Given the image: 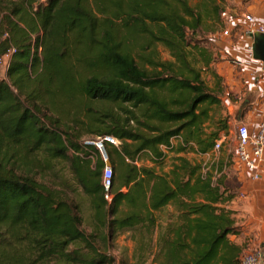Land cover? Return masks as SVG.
<instances>
[{"label":"trees","instance_id":"trees-1","mask_svg":"<svg viewBox=\"0 0 264 264\" xmlns=\"http://www.w3.org/2000/svg\"><path fill=\"white\" fill-rule=\"evenodd\" d=\"M226 3L0 0V264H115L124 233L134 264H242L223 164L181 155L210 154L230 129L211 46ZM104 136L120 141L106 146L110 203L88 144Z\"/></svg>","mask_w":264,"mask_h":264},{"label":"crops","instance_id":"crops-1","mask_svg":"<svg viewBox=\"0 0 264 264\" xmlns=\"http://www.w3.org/2000/svg\"><path fill=\"white\" fill-rule=\"evenodd\" d=\"M250 13L255 19V25H250L245 19L241 20L240 28L230 35L231 40L227 41L224 46L226 53L232 55L235 63L233 66L228 65L225 71L218 72L226 80L227 87L231 89V91L228 89L223 103L224 100L228 101L227 109L229 115L233 117L234 128L239 123L235 121L232 109H236L247 96L256 97L254 104L244 111L240 122L254 130L263 119V117L260 119L258 125L250 124L252 108L264 100V61L255 58L253 51L254 46L258 51L263 48L257 45V36L261 34L256 30L258 27L264 28V0H259L256 5L252 6ZM229 132L232 133V129ZM181 155L185 156V154ZM207 155L210 154L204 156ZM235 170L236 173L231 180L234 182L233 188L237 197L230 203L229 208L235 212L238 224L242 227V233L233 237V240L236 244L245 247L244 253L246 254L260 251L264 264V163L261 165V176L257 181L253 180L252 173L239 165L238 168L235 167Z\"/></svg>","mask_w":264,"mask_h":264},{"label":"rangeland","instance_id":"rangeland-1","mask_svg":"<svg viewBox=\"0 0 264 264\" xmlns=\"http://www.w3.org/2000/svg\"><path fill=\"white\" fill-rule=\"evenodd\" d=\"M42 2H46L47 0H41ZM198 0H191V4H196ZM259 0H227L226 3V12L223 16L225 21V29L212 35L211 37V46L214 47L217 55L219 63L215 65V69L217 71H225L228 68V65H232L235 63L232 55L228 52L226 53V48L224 46L227 44V41L231 40L230 35L234 33L237 29L240 28V21L245 19L246 15H250V9L252 6L256 5ZM161 55L164 59H169L167 52L164 51L162 47H159ZM10 57L6 56L2 60H0V78L8 80L7 70L9 66ZM226 62L227 65H226ZM206 82L213 86L215 81L211 78L209 74H205ZM235 79V75H234ZM226 82V80H225ZM229 91H231L230 87H227ZM227 100H224V109L222 111V115H226L228 112L227 109ZM229 113V112H228ZM71 114V113H70ZM264 115V100L260 101L257 105L252 108L250 124L258 125L260 119ZM78 118H83V113L78 114ZM233 117L231 116L230 120V129H232V133L227 132L225 136H223V143L219 150L213 151L210 155L204 156L195 153H186L185 156L191 160L192 162L202 164L203 166H211L213 163H222L223 171L227 175L228 186L234 187V182L231 180L234 174L236 173L235 167L237 165V139H236V128L232 125ZM229 129V131H230ZM178 139H173L172 142L176 144ZM118 147L120 146V141L118 140ZM114 146L113 148H118ZM111 146L108 150L113 149ZM164 152L166 153V158L160 166H157L158 171H168L170 167L174 164V154L169 152L165 147H163ZM190 154V155H189ZM139 166H153L152 162L143 154L138 161ZM65 176H68L67 171L64 172ZM67 178V177H66ZM53 183L52 181H50ZM160 216H162L160 214ZM136 243L131 239V235L129 233H124L119 235L114 240L112 246V254L115 257V264H134V251H135ZM253 251V250H252ZM249 252V251H248ZM246 253L243 254V256ZM53 264H63V263H53ZM147 264H152V258L149 260Z\"/></svg>","mask_w":264,"mask_h":264},{"label":"built area","instance_id":"built-area-1","mask_svg":"<svg viewBox=\"0 0 264 264\" xmlns=\"http://www.w3.org/2000/svg\"><path fill=\"white\" fill-rule=\"evenodd\" d=\"M245 21L250 25H255V19L252 15H246ZM258 33L264 34V28L258 27L256 30ZM237 139V164L243 169L252 173L253 180L260 179L261 165L264 163V115L260 125L252 130L248 125L239 123L236 128ZM223 138L216 142L213 151L219 150ZM88 144L94 145L101 154V157L106 164L102 183L105 188V199L110 203L112 201V193L110 191L112 180L114 177L113 169L109 163V157L106 152V146L114 145L118 146V140L111 136L99 137L93 142ZM137 165L138 161L136 162ZM242 264H263V257L260 251L247 253L242 257Z\"/></svg>","mask_w":264,"mask_h":264},{"label":"water","instance_id":"water-1","mask_svg":"<svg viewBox=\"0 0 264 264\" xmlns=\"http://www.w3.org/2000/svg\"><path fill=\"white\" fill-rule=\"evenodd\" d=\"M261 34V33H260ZM257 45L262 46L261 51H258L255 46L253 48L254 51V56L255 58H259L264 61V34L258 35L257 36ZM256 100V97L253 95L247 96L244 101L236 108L232 109L234 113V118L237 123H240L242 120V116L244 114V111L248 109V107L252 104H254ZM107 165L111 166V163H108Z\"/></svg>","mask_w":264,"mask_h":264}]
</instances>
